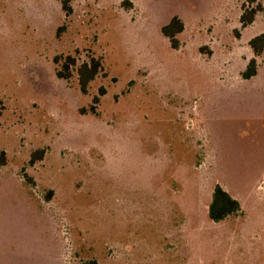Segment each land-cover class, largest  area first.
I'll use <instances>...</instances> for the list:
<instances>
[{
	"label": "rangeland",
	"instance_id": "374dc122",
	"mask_svg": "<svg viewBox=\"0 0 264 264\" xmlns=\"http://www.w3.org/2000/svg\"><path fill=\"white\" fill-rule=\"evenodd\" d=\"M61 1L0 0V264H264V0ZM216 185L244 213L212 222Z\"/></svg>",
	"mask_w": 264,
	"mask_h": 264
},
{
	"label": "trees",
	"instance_id": "16d2710c",
	"mask_svg": "<svg viewBox=\"0 0 264 264\" xmlns=\"http://www.w3.org/2000/svg\"><path fill=\"white\" fill-rule=\"evenodd\" d=\"M263 0H245L241 6V16L239 22L242 28H247L252 25L258 13L263 11ZM62 9L66 14L72 12L70 0L61 1ZM122 7L125 9H131L133 3L130 0H123ZM185 30L184 22L178 17H173L168 24L162 27L161 32L165 38H167L174 50H178L181 43L178 36ZM237 38L240 37L239 31H235ZM249 47L253 52V57L248 61V64L241 74L243 80L248 81L255 78L258 74V58L264 57V33L255 36L249 41ZM211 54V52L209 53ZM60 62L59 58L55 59V63ZM77 67V76L79 87L82 94H87L89 86L95 81L97 76L102 70V65L99 59L90 58L88 62L82 63L77 66V62L74 57L67 56L62 64L61 70L57 72V77L63 80H69L72 77L71 69ZM105 94L104 89L99 91V95L93 98V104L100 102L99 96ZM83 114L86 111H82ZM91 112L95 113L94 107L91 108ZM44 151H36L32 154L31 164L37 161L43 160ZM4 156L0 157V165H4ZM241 210L240 203L235 200L227 191H225L220 185H216L212 193V201L209 206L208 216L209 219L215 223H220L230 216L239 213ZM81 264H98L96 260H89Z\"/></svg>",
	"mask_w": 264,
	"mask_h": 264
},
{
	"label": "crops",
	"instance_id": "0c3cea01",
	"mask_svg": "<svg viewBox=\"0 0 264 264\" xmlns=\"http://www.w3.org/2000/svg\"><path fill=\"white\" fill-rule=\"evenodd\" d=\"M263 5V4H262ZM241 16V15H240ZM257 17V16H256ZM239 19H240V17H239ZM255 20H256V18H255ZM253 25V24H252ZM252 25H250V26H252ZM250 26H248V27H250ZM258 75V74H257ZM254 79V78H253ZM228 192V191H227ZM229 193V192H228ZM230 194V193H229ZM231 195V194H230ZM235 200H237L239 203H240V205H241V210H240V212H239V214L241 215L242 213H244V210H245V204H244V202L241 200V199H239L238 197H236V196H233V195H231ZM247 215V214H246ZM230 218H232V216H230V217H228L227 219H225L224 221H222V222H225V221H227V220H229ZM213 222V221H212ZM222 222H220V223H222Z\"/></svg>",
	"mask_w": 264,
	"mask_h": 264
}]
</instances>
